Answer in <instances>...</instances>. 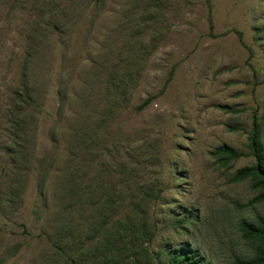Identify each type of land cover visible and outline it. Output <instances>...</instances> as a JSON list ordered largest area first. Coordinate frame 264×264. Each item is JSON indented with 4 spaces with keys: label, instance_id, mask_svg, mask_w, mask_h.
<instances>
[{
    "label": "rangeland",
    "instance_id": "obj_1",
    "mask_svg": "<svg viewBox=\"0 0 264 264\" xmlns=\"http://www.w3.org/2000/svg\"><path fill=\"white\" fill-rule=\"evenodd\" d=\"M254 118L264 0H0V264H127L131 231L129 264L249 258Z\"/></svg>",
    "mask_w": 264,
    "mask_h": 264
},
{
    "label": "trees",
    "instance_id": "obj_2",
    "mask_svg": "<svg viewBox=\"0 0 264 264\" xmlns=\"http://www.w3.org/2000/svg\"><path fill=\"white\" fill-rule=\"evenodd\" d=\"M209 22L211 19L209 18ZM31 90V89H30ZM33 91V92H32ZM32 94L30 95L29 91H25V96H20L17 91L18 102L28 104L30 100V106L33 107L37 112L42 107L41 102V93L36 94L35 90L32 88ZM30 96V97H29ZM147 102L144 100L137 107L142 108L143 105ZM260 127L256 119L252 121L251 132L249 135L248 154L252 155L254 162L250 165H245L237 168L233 175V181H241L243 179H249L251 182V187L257 190V194L248 202L252 203L253 201H262L264 200V143L261 142L259 137ZM211 154L216 158L221 165H226L230 160L235 159L241 156L243 153L234 150L233 148L227 146L226 144L219 145L215 147ZM45 172L43 173L44 176ZM68 184V183H67ZM64 191L61 195H65L66 200L68 194L73 190V185H64ZM62 191V190H61ZM59 192V194L61 193ZM69 201V200H68ZM182 222L187 221V219L181 220ZM238 229L242 233V236L246 239H249L253 246L252 250L254 253L247 259H237L236 264H264V216L261 214H256L251 220H243L238 224ZM143 235H147V240L152 238V234L149 233L146 229H141ZM136 237L133 231L129 232L124 240L125 247L121 246L119 249L115 246L114 242L111 244V250L117 252L121 250L123 253L124 250H127L126 255L123 258V261H127V264L135 261V256L139 252L136 248ZM123 239V238H122ZM113 256L115 253L112 254ZM164 264H212L206 262L203 257L199 256L197 252L190 251L186 247H181L174 250L167 258L166 263Z\"/></svg>",
    "mask_w": 264,
    "mask_h": 264
}]
</instances>
